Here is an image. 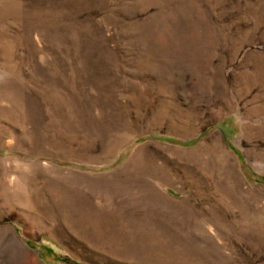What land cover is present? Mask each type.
Segmentation results:
<instances>
[{"label":"rangeland","instance_id":"obj_1","mask_svg":"<svg viewBox=\"0 0 264 264\" xmlns=\"http://www.w3.org/2000/svg\"><path fill=\"white\" fill-rule=\"evenodd\" d=\"M0 264H264V0H0Z\"/></svg>","mask_w":264,"mask_h":264}]
</instances>
